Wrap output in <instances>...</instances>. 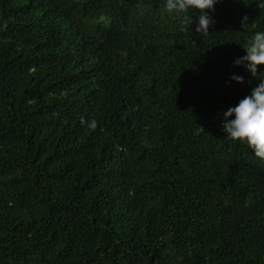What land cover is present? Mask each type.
Listing matches in <instances>:
<instances>
[{"label": "trees", "instance_id": "trees-1", "mask_svg": "<svg viewBox=\"0 0 264 264\" xmlns=\"http://www.w3.org/2000/svg\"><path fill=\"white\" fill-rule=\"evenodd\" d=\"M260 2L198 34L164 0H0V264H264V161L222 131Z\"/></svg>", "mask_w": 264, "mask_h": 264}, {"label": "clouds", "instance_id": "clouds-1", "mask_svg": "<svg viewBox=\"0 0 264 264\" xmlns=\"http://www.w3.org/2000/svg\"><path fill=\"white\" fill-rule=\"evenodd\" d=\"M220 0H164V9L167 13L176 17L180 16L182 25H192V16L195 12L199 15L195 20V33L207 34L208 28L214 23L209 12ZM264 8V0L257 5ZM205 10H208L207 12ZM191 11L193 14L188 15ZM248 17L241 19V27H247ZM181 31L185 28L181 27ZM246 54L233 61L234 66H243L254 78L259 79L258 86L251 89L249 95L244 96L234 107H229L222 113V131L226 138L246 144L253 155L264 161V73L257 75V66L264 65V31L255 32L246 47ZM231 81L243 83L244 78L233 74ZM88 127L95 128L96 121L88 123Z\"/></svg>", "mask_w": 264, "mask_h": 264}]
</instances>
